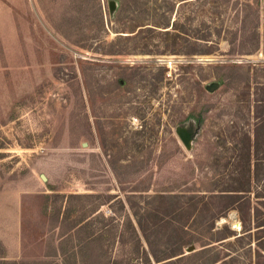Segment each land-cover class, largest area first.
<instances>
[{
	"label": "rangeland",
	"instance_id": "374dc122",
	"mask_svg": "<svg viewBox=\"0 0 264 264\" xmlns=\"http://www.w3.org/2000/svg\"><path fill=\"white\" fill-rule=\"evenodd\" d=\"M109 1L0 0V264H168L134 255L149 248L130 202L159 208L145 217L159 253L182 224L210 238L176 264H264V171L252 155L247 174L243 147L264 98V0H121L112 16ZM148 23L161 27L139 29ZM189 120L191 149L176 133ZM248 177L250 191L212 229L194 221L199 207L183 221L176 199L151 198L183 194L188 208L190 196ZM84 217L78 236L91 242L76 261L59 237Z\"/></svg>",
	"mask_w": 264,
	"mask_h": 264
},
{
	"label": "trees",
	"instance_id": "16d2710c",
	"mask_svg": "<svg viewBox=\"0 0 264 264\" xmlns=\"http://www.w3.org/2000/svg\"><path fill=\"white\" fill-rule=\"evenodd\" d=\"M120 2L121 0H115L116 3ZM120 9V6L118 5L116 11ZM115 11V12H116ZM113 14H110L112 16ZM154 26H146L144 28L139 29H146L148 31H153L156 29V27H161L160 25L154 24V23H148ZM173 26V24H172ZM167 27V25L163 26ZM172 28V27H171ZM134 29L132 28L130 32H133ZM143 31V30H138ZM165 34L169 33V30H164ZM263 45H264V30H263ZM241 50H243V39L240 43V45L237 44H231L229 54L235 55L241 53ZM190 53V52H188ZM227 67H236L235 64L227 65ZM220 78V77H219ZM201 107H199L200 111ZM199 111L196 113L199 115ZM253 113L254 118L256 119L254 129H253V138L249 134L245 135L244 138V149L246 150L245 154V164L244 167H246V172L249 174L250 171V162H251V156L253 155V161H254V168L256 171L262 170L264 171V98L256 99L255 105L253 106ZM118 181L121 182L118 178ZM138 187V186H134ZM147 189V186H143L141 189H135L134 191H145ZM208 194H200V195H193L190 196V199H188L187 202H185L188 205L184 207L183 204L180 205V202H178V198L183 197V194L178 195H172V196H164V194H155L151 198H169L170 200L176 199V205L173 208V212L178 213L180 216V219H187L189 216V209L191 208V211L198 209L197 213L194 216V221L202 222L204 220H209L211 222L210 228L212 229L215 224V220H218L220 217L226 216V212L230 210L233 203H237L242 201L243 195L246 192L250 191V179L249 177L244 181L243 186H229V189H220L218 192H213V189H208ZM229 191V192H228ZM228 192V193H227ZM256 197H264L262 196H256ZM214 202L213 206H209V202ZM264 201V200H263ZM217 204V205H216ZM135 204L130 202V208L132 209L133 216L135 218L136 224L138 226V229L144 238L146 244L148 245L149 251L147 252L144 248L141 250H137L136 254L137 257L145 258L146 260H149L148 256L149 253L152 256L153 260L156 262H160L163 260H166L165 263L168 264H176L183 261H189L190 259L194 258L197 254H200L204 252L207 247H203L199 250L190 252L188 254H184L183 248L188 247L189 245L194 244L195 242H198L200 246H206L208 244L207 240L210 238L200 237L197 238L193 234H191L189 231H187L183 224L178 229V236L176 237L175 241L170 245L165 247L163 251L157 252V246L154 242L151 241L150 236L155 232V227L147 226L145 217L150 215H157L160 211L157 207H138L135 208ZM187 208V209H186ZM217 208L218 210L212 211V209ZM88 217H84L80 221L74 223L71 225V227L65 231L64 234L67 236L70 235V240H74L76 238V247H75V253L77 256H80V259H85L86 256V248L85 245L81 247L83 244V241L85 243H90L91 240H85L82 237L78 236L79 229L84 225V223L87 221ZM86 219V220H85ZM264 224V222L262 223ZM258 224V226L262 225ZM224 228H227L226 224L223 225ZM229 235L224 236L223 238L227 237ZM89 237V236H88ZM207 239V240H206ZM222 238H217L216 240H220ZM135 240L138 242L140 240V237L135 234ZM134 253V252H133ZM172 258V259H170ZM225 256L223 257H215L211 262H204L203 264H222V262L225 261ZM168 259V260H167Z\"/></svg>",
	"mask_w": 264,
	"mask_h": 264
},
{
	"label": "crops",
	"instance_id": "0c3cea01",
	"mask_svg": "<svg viewBox=\"0 0 264 264\" xmlns=\"http://www.w3.org/2000/svg\"><path fill=\"white\" fill-rule=\"evenodd\" d=\"M10 218L11 221L7 222L8 224V231H9V235L7 237V247L8 249H11V253L12 252H18L20 251V246H21V239H20V226L19 224L14 223V220H16L14 213H10ZM16 222V221H15ZM64 237H59L60 238V242L58 245V250L60 251L61 254L65 255V254H70L71 256H75L76 255V261H77V254L75 253V241L73 240V242L71 243L70 246H68L66 243V246L62 244L61 240L65 237H67L66 234L63 235Z\"/></svg>",
	"mask_w": 264,
	"mask_h": 264
},
{
	"label": "water",
	"instance_id": "95a60500",
	"mask_svg": "<svg viewBox=\"0 0 264 264\" xmlns=\"http://www.w3.org/2000/svg\"><path fill=\"white\" fill-rule=\"evenodd\" d=\"M109 12L110 14H113L116 8V2L115 0H110L109 3ZM219 82H211L209 84L206 85V89L210 92L214 91L216 88L219 87ZM198 129V125H194L192 122H190L188 124V126L185 125H178L176 126V133L178 135V137L180 138V140L182 141L183 145L185 146V148L187 149H191V143H192V139L194 138L196 132ZM195 251V246L194 244L189 245L186 248V253Z\"/></svg>",
	"mask_w": 264,
	"mask_h": 264
},
{
	"label": "flooded vegetation",
	"instance_id": "af4514ba",
	"mask_svg": "<svg viewBox=\"0 0 264 264\" xmlns=\"http://www.w3.org/2000/svg\"><path fill=\"white\" fill-rule=\"evenodd\" d=\"M190 122H194V121H193V120H189V123H190Z\"/></svg>",
	"mask_w": 264,
	"mask_h": 264
}]
</instances>
